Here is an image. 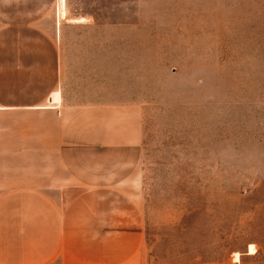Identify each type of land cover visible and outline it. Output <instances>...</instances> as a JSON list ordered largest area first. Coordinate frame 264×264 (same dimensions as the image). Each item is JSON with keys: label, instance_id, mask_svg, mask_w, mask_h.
Instances as JSON below:
<instances>
[{"label": "rangeland", "instance_id": "obj_1", "mask_svg": "<svg viewBox=\"0 0 264 264\" xmlns=\"http://www.w3.org/2000/svg\"><path fill=\"white\" fill-rule=\"evenodd\" d=\"M0 38L30 93L60 90L76 176L102 182H77V240L264 264V0H0Z\"/></svg>", "mask_w": 264, "mask_h": 264}, {"label": "crops", "instance_id": "obj_2", "mask_svg": "<svg viewBox=\"0 0 264 264\" xmlns=\"http://www.w3.org/2000/svg\"><path fill=\"white\" fill-rule=\"evenodd\" d=\"M10 50L0 38V264H140L77 240L87 230L76 226L77 182H102L77 178L75 122L65 126L60 90L30 93L27 66L11 64Z\"/></svg>", "mask_w": 264, "mask_h": 264}]
</instances>
